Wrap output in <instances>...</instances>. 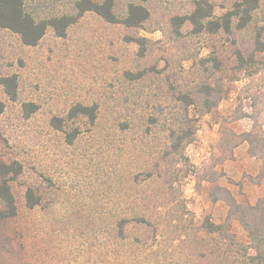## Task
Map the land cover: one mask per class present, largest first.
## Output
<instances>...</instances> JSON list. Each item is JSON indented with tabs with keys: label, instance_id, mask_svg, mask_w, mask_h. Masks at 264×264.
Returning <instances> with one entry per match:
<instances>
[{
	"label": "rangeland",
	"instance_id": "374dc122",
	"mask_svg": "<svg viewBox=\"0 0 264 264\" xmlns=\"http://www.w3.org/2000/svg\"><path fill=\"white\" fill-rule=\"evenodd\" d=\"M24 1L38 20L72 14L76 2ZM199 1L115 0L118 16L141 4L149 20L128 28L87 12L64 37L49 28L33 47L0 28V78H18L15 100L0 88V158L24 168L11 182L18 214L0 225V264H241L203 224L227 221L221 187L241 204L264 197V0L243 27L236 16L230 31L178 27ZM206 1L209 20L223 24L241 0ZM202 85L220 92L218 106L207 113L200 100L186 113L181 96L197 100ZM28 103L37 106L30 115ZM78 104L96 106L94 123L69 117ZM182 128L192 142L173 153L169 136ZM252 131L258 141L238 139L228 157V134ZM237 158L251 163L229 176L224 166ZM230 228L248 246L237 219Z\"/></svg>",
	"mask_w": 264,
	"mask_h": 264
},
{
	"label": "trees",
	"instance_id": "16d2710c",
	"mask_svg": "<svg viewBox=\"0 0 264 264\" xmlns=\"http://www.w3.org/2000/svg\"><path fill=\"white\" fill-rule=\"evenodd\" d=\"M115 5V0H76L74 4V13L38 20L27 11L24 0H0V28L8 29L18 34L26 46L33 47L40 42L49 28H52L58 37H64L68 28L75 24L87 12L96 13L108 23L123 24L128 28H142L150 18L149 10L141 4H130L127 14L123 18L116 14ZM258 6L259 0H241L235 4L234 10L228 12L223 17L225 22L221 24L219 20H209L213 17V10L208 2L203 0L197 2L194 12L187 18H177V26L179 27L188 20L196 29H202L205 25V21H207L206 24L211 26L213 32L221 28L230 31L231 17H240L241 26H246L251 19V13L256 10ZM136 42L143 47L145 39L137 38ZM0 88H3L6 95L9 96L11 100H15L18 93L17 76L11 75L1 77ZM219 98V91L209 85H202L198 90L197 100L194 96L185 94L181 96L179 102L186 113H188L190 107L197 106L202 102L205 112L208 113L218 106ZM200 100L202 101L200 102ZM24 107L28 115L32 114L37 109V106L33 103L25 104ZM4 110L5 104L0 101V116L3 114ZM78 113L87 116L90 123H94L97 119L96 106L78 104L71 109L69 117L73 118ZM188 117L187 115L186 119L190 122ZM62 122L63 120L61 118H53L51 121L53 127L58 130L62 129ZM184 123L181 125H184ZM76 135L77 132L68 134V142L72 143ZM193 135L194 133L191 128L189 131L182 128L178 134L173 130L169 136L171 145L174 147L173 153H179L184 145L190 144ZM228 135L229 139L223 148L225 153H231L228 157H233L232 149L238 145V139L243 138V140L247 141L250 145L258 141L256 140L258 136H256L254 131L240 135L230 132ZM233 139L235 142L229 149L228 147L233 142ZM255 151L254 148H251V153L254 156L256 155ZM262 151L264 152V148ZM23 169V165L18 161L8 162L0 158V225L13 219L18 214V207L16 198L12 192L11 182L23 174ZM261 179H264V166L262 168ZM219 191L226 195L225 201L230 208L227 221L225 224H215L211 220H207L204 222L203 228L209 234H221L223 239L229 242L228 249H238L239 255L237 254L238 257H236L237 262L241 264H264V197L258 199L253 205L241 204L237 202L228 189L221 187ZM218 199L215 193L213 201H217ZM39 203L40 198L35 195L33 189L29 188L26 192L27 207L34 208ZM233 218L237 219L247 232L250 239L248 246L238 244L235 234L231 232L230 222Z\"/></svg>",
	"mask_w": 264,
	"mask_h": 264
},
{
	"label": "crops",
	"instance_id": "0c3cea01",
	"mask_svg": "<svg viewBox=\"0 0 264 264\" xmlns=\"http://www.w3.org/2000/svg\"><path fill=\"white\" fill-rule=\"evenodd\" d=\"M236 156H237V154H236ZM250 163L251 162L248 159H246V158H243V160L241 158H237L233 162L231 161V163L225 164L224 169H225V172H227L228 175L231 176V175H235V173H236L235 170L240 171V170H243V169H247L246 167ZM229 189H231V188H229ZM263 194H264V191H263Z\"/></svg>",
	"mask_w": 264,
	"mask_h": 264
}]
</instances>
